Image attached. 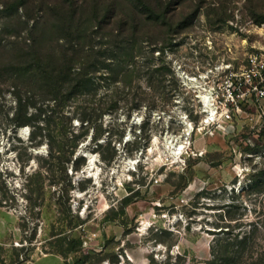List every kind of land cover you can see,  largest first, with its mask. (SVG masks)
<instances>
[{
  "label": "rangeland",
  "instance_id": "obj_1",
  "mask_svg": "<svg viewBox=\"0 0 264 264\" xmlns=\"http://www.w3.org/2000/svg\"><path fill=\"white\" fill-rule=\"evenodd\" d=\"M172 3L135 39L0 10V264H207L248 231L264 254V0ZM22 43L83 45L89 80L14 86ZM114 43H139L121 94L99 79Z\"/></svg>",
  "mask_w": 264,
  "mask_h": 264
},
{
  "label": "trees",
  "instance_id": "obj_2",
  "mask_svg": "<svg viewBox=\"0 0 264 264\" xmlns=\"http://www.w3.org/2000/svg\"><path fill=\"white\" fill-rule=\"evenodd\" d=\"M0 5L1 11H16L22 7L30 19H35L42 13L37 23L47 25L50 22L52 32L59 28L77 32L82 22L90 23L94 19L100 28L109 26L111 22L115 23L117 32L132 39L151 27L157 28L164 23L171 26V18L184 9L183 6H174L172 0H0ZM195 10L196 6L192 12ZM138 45L139 43H114L112 59L98 49V71L104 69L101 73L103 77L99 79L113 82L114 91L118 94H121L119 88L131 85L141 69L142 65L137 64L136 59ZM83 50L84 46L77 43H22L8 50L5 57L7 61L4 60L5 66L15 67L16 71L12 75L14 86L24 88L35 79L47 80L58 94L64 87L71 91L89 80L90 77L85 75L89 72L87 67L92 63L77 67L75 65ZM82 62L84 60L80 64ZM85 62H89V58ZM253 184L258 192H264V177ZM250 233L245 232L236 244L226 243L223 253L206 263L264 264V254L256 256L255 260L249 256L251 261L245 256L243 249L247 246ZM230 245H236L237 249L229 250Z\"/></svg>",
  "mask_w": 264,
  "mask_h": 264
},
{
  "label": "bare ground",
  "instance_id": "obj_3",
  "mask_svg": "<svg viewBox=\"0 0 264 264\" xmlns=\"http://www.w3.org/2000/svg\"><path fill=\"white\" fill-rule=\"evenodd\" d=\"M205 97H206V96H205ZM90 158H92L91 155H90ZM91 166H92V159H90V161H89V165H88V168H87V169L90 170Z\"/></svg>",
  "mask_w": 264,
  "mask_h": 264
}]
</instances>
